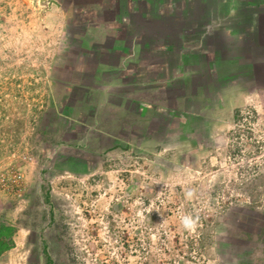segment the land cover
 I'll list each match as a JSON object with an SVG mask.
<instances>
[{
  "label": "rangeland",
  "instance_id": "374dc122",
  "mask_svg": "<svg viewBox=\"0 0 264 264\" xmlns=\"http://www.w3.org/2000/svg\"><path fill=\"white\" fill-rule=\"evenodd\" d=\"M170 1L0 0V264H264V56L190 79Z\"/></svg>",
  "mask_w": 264,
  "mask_h": 264
},
{
  "label": "crops",
  "instance_id": "0c3cea01",
  "mask_svg": "<svg viewBox=\"0 0 264 264\" xmlns=\"http://www.w3.org/2000/svg\"><path fill=\"white\" fill-rule=\"evenodd\" d=\"M175 0H171L168 3V13L164 16L162 15H147L144 18L142 29L143 31H139V33L144 36H148V40L145 38L144 41H156L163 36L166 35L165 38H168L166 32H169V39L172 41V47L174 53H176V39H181V34L185 33V47L189 45H193V38H197L200 35L201 38V55H206V65L204 63L198 66H193V63H184L183 70L186 71V74L190 75V79L200 80L203 79V75L207 78V75L203 74V72L208 71L210 73V68L216 71L224 63H217L213 61H209V56L213 55L211 58L214 60L216 56V60L219 59L224 61V43L226 42V36H229L227 31L229 32H237L236 36L232 35L231 37L234 39L236 37L235 48L233 49V53L239 56H248L251 57L254 54H259V56H264V0H217V6L219 17H213V15L208 13L207 10L199 11L191 2H186V11L183 12L181 9V5L178 4L173 5ZM184 5V4H183ZM179 6V7H178ZM204 6V4H203ZM185 7V5H184ZM196 10V11H195ZM171 11V12H170ZM195 22H201L200 26L197 27ZM209 24H213L208 26ZM231 26L232 28H230ZM129 36V35H128ZM126 37V36H125ZM123 37L124 39H126ZM127 40V39H126ZM203 41H205L203 43ZM139 43V42H138ZM163 42L160 44H151L152 46H161L165 45ZM136 45H132V49L135 48ZM145 48V46H143ZM187 48V47H186ZM131 49V50H132ZM193 52V48H192ZM171 53V52H170ZM210 55H209V54ZM208 55V56H207ZM148 59L151 58H144ZM144 63V67L142 69V73L148 72L149 75L155 76L151 70L161 71L160 68L153 67L148 68V65ZM211 64V66H209ZM146 65V67H145ZM226 66H232V64H227ZM136 67V65L134 66ZM174 69V68H173ZM198 69L201 72L200 79L198 77L193 78V71ZM264 70V67H263ZM150 71V72H149ZM151 73V74H150ZM154 73V74H153ZM203 74V75H202ZM262 79H259L264 83V72L261 73ZM170 77V74H169Z\"/></svg>",
  "mask_w": 264,
  "mask_h": 264
},
{
  "label": "trees",
  "instance_id": "16d2710c",
  "mask_svg": "<svg viewBox=\"0 0 264 264\" xmlns=\"http://www.w3.org/2000/svg\"><path fill=\"white\" fill-rule=\"evenodd\" d=\"M13 235V227L0 224V256L13 248ZM48 263L51 264V260Z\"/></svg>",
  "mask_w": 264,
  "mask_h": 264
},
{
  "label": "clouds",
  "instance_id": "9594fccd",
  "mask_svg": "<svg viewBox=\"0 0 264 264\" xmlns=\"http://www.w3.org/2000/svg\"><path fill=\"white\" fill-rule=\"evenodd\" d=\"M184 223H185V226H191L192 223H194V222L190 218H186Z\"/></svg>",
  "mask_w": 264,
  "mask_h": 264
},
{
  "label": "built area",
  "instance_id": "2783aa9c",
  "mask_svg": "<svg viewBox=\"0 0 264 264\" xmlns=\"http://www.w3.org/2000/svg\"><path fill=\"white\" fill-rule=\"evenodd\" d=\"M4 179H5V178L3 177L2 180H1V182H2V184L0 185L1 187H2V186H5V184H3Z\"/></svg>",
  "mask_w": 264,
  "mask_h": 264
}]
</instances>
